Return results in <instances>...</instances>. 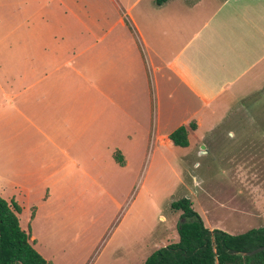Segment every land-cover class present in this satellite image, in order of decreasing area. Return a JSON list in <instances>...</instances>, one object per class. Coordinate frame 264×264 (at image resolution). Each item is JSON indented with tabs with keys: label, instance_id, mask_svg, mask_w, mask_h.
Instances as JSON below:
<instances>
[{
	"label": "crops",
	"instance_id": "0c3cea01",
	"mask_svg": "<svg viewBox=\"0 0 264 264\" xmlns=\"http://www.w3.org/2000/svg\"><path fill=\"white\" fill-rule=\"evenodd\" d=\"M17 1V26L2 28L16 31L17 50L0 60V198L20 208L18 225L46 262L78 264L70 256L79 245L73 252L54 244L60 229L53 225L73 206L87 211L88 194L105 192V182L130 176L148 146L156 155L161 147L171 151L168 136L177 128L186 129L188 145L176 148H194L220 96L240 98L260 82L264 0ZM234 127L232 143L250 139V131ZM197 152L207 155L204 147ZM230 169L231 183L244 175ZM195 199L209 231L250 230L241 209L218 205L208 193ZM135 240L121 235L118 251L130 253ZM80 249L86 259L90 245Z\"/></svg>",
	"mask_w": 264,
	"mask_h": 264
},
{
	"label": "rangeland",
	"instance_id": "374dc122",
	"mask_svg": "<svg viewBox=\"0 0 264 264\" xmlns=\"http://www.w3.org/2000/svg\"><path fill=\"white\" fill-rule=\"evenodd\" d=\"M18 3L0 0V60H8V49L17 50L16 31L8 34L2 28L11 30L17 26ZM101 3L102 0L95 2L97 6ZM6 11L14 12L15 17L7 16ZM254 69L242 80L249 78ZM259 80L253 91L240 98L230 93L220 96L215 116L204 121L196 132L200 142L194 148L170 147V151L161 147L160 154L156 155V146L150 145L146 155L135 162L130 176H121L113 184L105 182V192L88 194L87 211L84 207L67 208L71 215L66 214L67 217L63 216L61 222L53 225L60 229L54 233L59 241L53 243L66 244L73 252L79 245L76 258L70 256L78 264L81 259L89 258V264H142L157 248L177 241L179 212L171 211L169 203L187 197L198 214L195 197L203 199L207 193L218 205L244 211L247 229L264 227V73ZM238 99L241 100L238 102ZM247 122H251L250 128ZM235 123L242 125L246 133L251 132L250 139L241 138L240 144V140L232 143L229 133L234 131ZM209 124L215 128L209 130ZM198 146L204 147L207 155L198 154ZM237 167L244 175L233 176L231 183L227 176L229 169ZM227 210L219 212L227 214ZM227 217L223 218L227 223L237 221ZM123 234L136 238L131 241L136 247L128 254L117 249ZM82 244L91 247L86 259L87 252L80 249ZM45 249L48 252L50 247Z\"/></svg>",
	"mask_w": 264,
	"mask_h": 264
},
{
	"label": "trees",
	"instance_id": "16d2710c",
	"mask_svg": "<svg viewBox=\"0 0 264 264\" xmlns=\"http://www.w3.org/2000/svg\"><path fill=\"white\" fill-rule=\"evenodd\" d=\"M165 1L154 2L160 5ZM189 129H194V125L190 123ZM168 139L175 147L188 145L184 127L174 130ZM113 158L116 163H122L118 153H114ZM169 209L179 212L177 241L156 249L142 264H264V251L251 256L233 254L264 246V227L237 235L209 231L204 228L187 197L172 200ZM19 212L20 208L14 201L6 202L0 198V264H50L32 248L28 232L20 229L16 217Z\"/></svg>",
	"mask_w": 264,
	"mask_h": 264
},
{
	"label": "water",
	"instance_id": "95a60500",
	"mask_svg": "<svg viewBox=\"0 0 264 264\" xmlns=\"http://www.w3.org/2000/svg\"><path fill=\"white\" fill-rule=\"evenodd\" d=\"M261 251H264V246L259 247L257 249L252 250V251H249V252H245V253L233 252V254L240 255V256H251V255H254V254L259 253Z\"/></svg>",
	"mask_w": 264,
	"mask_h": 264
}]
</instances>
